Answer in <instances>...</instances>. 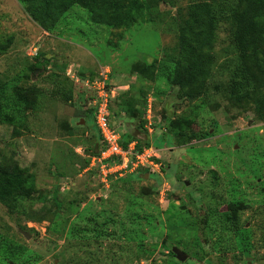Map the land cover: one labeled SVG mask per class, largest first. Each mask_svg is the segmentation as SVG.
<instances>
[{"label": "rangeland", "instance_id": "rangeland-1", "mask_svg": "<svg viewBox=\"0 0 264 264\" xmlns=\"http://www.w3.org/2000/svg\"><path fill=\"white\" fill-rule=\"evenodd\" d=\"M198 1L140 0L139 17L112 25L78 6L44 22L29 0H0V166L34 179L29 197L0 201V264H111L118 250L120 264H264V47L240 55L218 20L197 96H178L164 74L182 62L178 35ZM208 3L217 15L241 7ZM238 68L249 89L233 95ZM104 74L120 143L150 148L153 169L101 172L88 101ZM231 200L245 243L227 230Z\"/></svg>", "mask_w": 264, "mask_h": 264}, {"label": "trees", "instance_id": "trees-1", "mask_svg": "<svg viewBox=\"0 0 264 264\" xmlns=\"http://www.w3.org/2000/svg\"><path fill=\"white\" fill-rule=\"evenodd\" d=\"M35 9L34 16L44 22H50L59 18L69 7L78 6L85 9L90 19L95 23L104 24H127L139 17L140 0H29ZM215 0H201L191 4L189 14L183 21L178 35V46L182 55V62L169 69L164 78L167 84L177 87V95L187 100L197 96V84L199 79L206 74L213 61L210 53L203 51L205 46L213 43L217 21L222 19L231 26V40L235 50L244 55L250 51H257L264 47V25L259 24V19L264 15V0H236L241 4L239 8L229 7L220 14L215 13V8L208 2ZM195 31L193 44L187 40L184 30ZM190 44V46H189ZM37 68L32 64L30 71ZM140 74L152 80V70H139ZM238 75V76H236ZM30 79V76H26ZM232 81L229 84V92L236 95L249 89V77L243 68L233 72ZM19 103L26 108H31L32 101L26 103L27 97L24 92H16ZM31 102V103H30ZM91 112L92 109L90 108ZM255 112L264 118V94H260L255 102ZM93 117V115H92ZM95 127V125H94ZM98 135L97 129L95 128ZM15 134H18L14 130ZM99 138V135H98ZM100 139V138H99ZM129 143V142H127ZM123 147L126 144H122ZM100 143L97 147L99 150ZM140 149L141 147H136ZM96 152V153H97ZM34 192V179L31 173L16 166H0V201H8L17 196L29 197ZM239 203L231 200L227 203L226 221L229 222L227 230L236 234L238 239L245 243V237L239 234ZM102 224H106L103 220ZM243 227V226H241ZM103 232L100 227L98 229ZM98 231V233H99ZM107 235V234H106ZM121 251L114 257L109 255L111 264L123 263L120 260ZM123 261V260H122ZM125 263V262H124Z\"/></svg>", "mask_w": 264, "mask_h": 264}, {"label": "built area", "instance_id": "built-area-1", "mask_svg": "<svg viewBox=\"0 0 264 264\" xmlns=\"http://www.w3.org/2000/svg\"><path fill=\"white\" fill-rule=\"evenodd\" d=\"M105 81L104 74L100 80L95 78L89 82L92 93L88 101L92 109L93 123L100 138V147L95 158L99 162L101 172L104 175L107 173L120 174V172L138 165H145L153 169L151 166L155 167V164L151 160L150 148L146 147L139 151L133 147L131 141L127 144V148L120 143L119 135L108 118V102L111 94ZM107 161L110 163L107 164Z\"/></svg>", "mask_w": 264, "mask_h": 264}, {"label": "water", "instance_id": "water-1", "mask_svg": "<svg viewBox=\"0 0 264 264\" xmlns=\"http://www.w3.org/2000/svg\"><path fill=\"white\" fill-rule=\"evenodd\" d=\"M172 250L178 260H183L184 258H186V255L183 252L179 251L177 248H172Z\"/></svg>", "mask_w": 264, "mask_h": 264}]
</instances>
